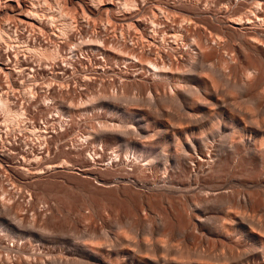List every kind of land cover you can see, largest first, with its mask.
Wrapping results in <instances>:
<instances>
[{
  "label": "bare ground",
  "instance_id": "bare-ground-1",
  "mask_svg": "<svg viewBox=\"0 0 264 264\" xmlns=\"http://www.w3.org/2000/svg\"><path fill=\"white\" fill-rule=\"evenodd\" d=\"M123 1L126 12L138 10L137 3L142 7L149 3ZM164 4L169 15L174 13L163 17L171 24V40L178 51L173 48L176 53H168L160 48L153 53L151 44L143 40L150 49L138 44L142 49L136 56L134 50L131 53L136 45L132 39V55L121 62L124 70L139 65L136 71L141 73L146 67L151 78L144 81L141 73L138 79L135 72L133 78L118 76L120 72L109 68L114 77L106 83L115 90L116 82L126 79L127 91L149 88L157 93L154 98L108 93L105 87L99 90L101 82L87 85L83 81L91 78L85 69L78 71L79 80L71 86V93L52 90L42 97L41 102L51 105L50 114L57 118L56 129L50 126L49 130L59 137L74 132L68 121L79 103L102 120L98 128L84 130L80 136L91 148L83 156L79 151L80 172H51V166L43 172L38 165L30 172L29 161L41 160L34 154L27 159L32 149L18 163L7 165L8 171H0L2 184L12 189H0V264H264V0H165ZM27 10L19 12L24 19L31 17L32 11ZM117 15H110L112 23L123 21L126 27L131 23V17ZM138 17L136 22L142 19ZM112 23L111 29L116 28ZM5 28L6 24L0 27L4 44L10 40L9 28ZM123 34L120 38H125ZM80 42L87 43L86 47L94 43ZM111 42L106 47L96 42L90 49H96L97 59L104 64H117L119 57H127L124 49L116 51ZM81 43L67 50L71 57L79 50L74 56L78 64L88 59L89 50L82 49ZM25 49L53 62L58 55V51L46 54V49L35 46ZM73 64L61 65L75 73L78 69ZM73 99L79 103L73 104ZM165 108L171 109V123L164 120L168 119ZM0 111L17 129L23 126V113L8 108L1 97ZM126 119L134 125L126 126ZM41 138L46 159L56 147L50 151L48 146L53 136ZM11 177L21 187L17 183L14 187ZM71 179L82 184L74 186ZM61 199L74 207L66 213L68 217L72 214V223L87 224L83 232L62 222L55 224L62 215L58 211ZM35 220L46 225L36 227ZM70 231L82 233L79 242L70 237ZM53 232L60 236L51 237ZM47 244L60 245L64 252L48 254L43 249Z\"/></svg>",
  "mask_w": 264,
  "mask_h": 264
},
{
  "label": "rangeland",
  "instance_id": "rangeland-1",
  "mask_svg": "<svg viewBox=\"0 0 264 264\" xmlns=\"http://www.w3.org/2000/svg\"><path fill=\"white\" fill-rule=\"evenodd\" d=\"M45 3H44V2ZM124 2L123 0H0V3H1V5H0V27H3V25L4 24H6V28L5 29H8L9 28V25H10V27L12 28V29H15L13 32H10L9 31V29H8V32H9V34H10V40H9V38L6 40L8 43H6V44H4L3 42H1L0 41V67H3V64L4 65H6V64H8L9 65V63H8V58H7V56H5V54H7L8 56H9V52H10V50H13L14 52H20V50H21V47L19 46V45H17V43H18V41H20V40H25L27 37H31V36H34L35 38L37 37L39 40H44L45 41V43H41V45L40 46H35V48L36 49H46L45 51H47L46 52V54H49L50 53V51H58V55H57V59H55L54 60V62L55 63H61V64H65L66 63V61H67V63L68 62H70L71 63V65H72V63H74L73 65H74V67H76L75 69H78V70H76V72H75V74L78 76V74H79V70H86L87 72H86V75L88 74V76L91 78L90 79V81L88 80H86V81H83V82H85L87 85H88V83H89V85H92V83L94 82V83H99V82H101V85H102V87H100L99 88V90H101L103 87H105V88H103L105 91H107L108 93H113L114 91L116 92H114V94L115 95H125V94H127L126 92H129L130 93V95L132 96L133 95V97H135V98H143V99H146V98H148V97H155L156 96V92L154 91V90H150L149 88H147V90H145V89H140V88H135V87H132L131 88V90H126L125 88H124V86H125V84H126V82H127V80L126 79H124V80H122V81H120V82H116V89L114 90H111V86H109V85H107L108 83H112L111 81H109L110 79H111V77L113 76L112 74L110 75V73H113L112 71H114L115 73L117 72V74H118V72H120V74H118V76L119 75H124V76H127V74H128V76L129 77H131V78H133V76H132V73H133V75H134V72L135 73H137V71H136V69H138L140 66L138 65V66H132V67H129L128 68V70H124L125 68L123 67L124 65H122L123 63H121V62H123L124 60H127V58L128 57H130L132 54L131 53H133L134 51V53H133V55H135V53H136V56L138 55V56H140V54H139V52H140V50L142 49V48H140L141 46H143V45H141L142 43H143V40H144V42L147 44V42H148V45L149 44H151L150 46H151V51L153 52V53H157L156 51L157 50H159L160 48H161V50H159V51H165V52H167L168 51V53H169V51L171 52V51H174V52H171V53H176L175 51L177 50L178 51V48H176V44L174 45L173 43H174V41L173 40H171V39H173L172 38V36L170 35V33H172L173 32V29H172V27H171V24L169 23V21H168V19L166 20L165 19V17L167 16H171V15H173L174 13H172V12H169L170 13V15L167 13L168 12V9H166L165 8V6H166V4H164V1L165 0H148L147 2H149V3H147L145 6H143L142 7V4L140 5L139 3H137V8L136 9H140L139 10V12H138V10H129L128 12H126L127 11V9L126 8H124L123 9V3L122 2ZM126 1H128V0H126ZM55 2V3H54ZM108 2H110V3H108ZM30 3H31V5L33 4L34 6H36L35 8H31L32 6L30 5ZM122 3V4H121ZM122 6H121V5ZM4 5H6V9L4 8ZM18 5V6H17ZM19 5H21V7H22V9H21V7H20V9H19ZM25 5V6H24ZM41 5V6H40ZM43 5L45 6V8L43 7ZM91 5V6H90ZM3 6V7H2ZM7 6H8V8H7ZM30 6V7H29ZM55 6L57 7V9L55 8ZM14 9H13V8ZM152 7V8H151ZM27 8H28V10H27ZM49 8V9H48ZM54 8V9H53ZM60 8H61V10H60ZM160 8V9H159ZM34 9V10H33ZM37 9V10H36ZM60 10V12H59V10ZM123 9V10H122ZM145 11H144V10ZM6 10V11H5ZM11 10V11H10ZM22 10H23V12H24V10H27V11H32L31 12V17L30 18H28V19H24V17L22 16V13H21V15H20V13L19 12H22ZM38 11V12H36V11ZM58 10V11H57ZM88 10H91V12L90 11H88ZM112 10H114V11H112ZM157 10H159V12L157 11ZM165 10V11H164ZM3 11V12H2ZM8 11V12H7ZM34 11V12H33ZM49 11V12H48ZM62 11H64V12H62ZM133 11V12H132ZM161 11H162V13H161ZM167 11V12H166ZM26 12V11H25ZM41 12V13H40ZM66 12V13H65ZM122 12V13H121ZM131 12V13H130ZM141 12V13H140ZM166 12V13H165ZM33 13H37L36 14V17H35V15H33ZM57 13H59V14H61L60 16H59V14H57ZM83 13V14H82ZM111 13V14H110ZM125 13V14H124ZM127 13V14H126ZM128 13H130V14H128ZM134 13V14H133ZM137 13H139V14H137ZM25 14V13H24ZM117 15V16H119L120 14V18L122 17V14L123 15H125V16H128V17H131V23H133V24H129V22L127 23V27H126V25H125V23L126 22H124L123 23V21H113L116 25H114V23H112L111 21V16L110 15ZM135 14H137V15H135ZM156 14V15H155ZM168 14V15H167ZM64 15V16H63ZM68 15H69V17H68ZM86 15V16H85ZM88 15V16H87ZM109 15V16H108ZM133 15H135L134 17H133ZM145 15V16H144ZM162 15V16H161ZM165 15V17H163ZM83 16H85V17H83ZM107 16H108V18L110 19V21H106L108 18H107ZM141 17L142 19H140L141 21L140 22H136L135 20V18L136 17ZM174 16V15H173ZM38 17V18H37ZM66 17H68V18H66ZM71 17L73 18V17H75V18H73V20L71 19ZM90 17V18H89ZM133 17V18H132ZM139 17H138V19H139ZM154 17V18H153ZM37 18V19H36ZM49 18V19H48ZM56 18V19H55ZM61 18V19H60ZM66 18V19H65ZM52 19V20H51ZM68 19V20H67ZM70 19V20H69ZM137 19V20H138ZM144 19V20H143ZM153 20V21H151V20ZM23 20V21H22ZM36 20V21H35ZM50 20V21H49ZM66 20V21H65ZM96 20V21H95ZM134 20V21H133ZM20 21V22H19ZM22 21V22H21ZM71 21V22H70ZM168 21V22H167ZM6 22V23H5ZM65 22V23H64ZM70 22V23H69ZM74 22V23H73ZM87 22V23H86ZM119 22V24L117 25V23ZM142 22H143V24H142ZM149 22H152V23H149ZM154 22V23H153ZM63 23V24H62ZM111 23L116 27V28H112L111 29ZM121 23H122V25H121ZM156 23V24H155ZM168 23V24H167ZM8 24V25H7ZM31 24V25H30ZM88 24V25H87ZM110 24V25H109ZM138 24H140V25H138ZM150 24H154L155 25V27H156V29H155V27H154V25H152V28H151V26H150ZM159 25V26H158ZM67 26V27H66ZM96 26V27H95ZM113 26V27H114ZM128 26H130V28L128 27ZM71 27V29H69ZM126 27V28H125ZM37 28V29H36ZM64 28H66V29H64ZM108 28V29H107ZM121 28V29H120ZM128 28V29H127ZM170 28V29H169ZM115 29V30H114ZM120 29V30H119ZM124 29V30H123ZM125 29H127L128 31L127 32H129V33H127V34H129V38H127V34H125L126 33V30ZM130 29V30H129ZM155 29V30H154ZM114 30V31H113ZM115 33V35H114V33ZM117 31V32H116ZM120 31V32H119ZM122 31V32H121ZM123 31H124V34H123ZM161 31V32H160ZM61 32V33H60ZM67 32V33H66ZM139 32V33H138ZM153 32H155V35H154V33ZM65 33V34H64ZM120 33V34H119ZM121 33L125 36V38H120V36H121ZM44 34V35H43ZM64 34V35H63ZM157 34V35H156ZM123 36V37H124ZM140 36V37H139ZM152 36V37H151ZM163 36V37H162ZM170 36V37H169ZM131 37V38H130ZM135 37H137V38H135ZM162 37V38H161ZM169 37V39H167ZM12 38V39H11ZM93 38V39H92ZM100 38V39H99ZM118 40H117V39ZM139 38H141V39H139ZM91 39V40H90ZM106 39V40H105ZM120 39V40H119ZM122 39V40H121ZM124 39V40H123ZM126 39H131L130 41H125ZM132 39H134L133 41L136 43V45H132L133 44V41H132ZM136 39H138V40H136ZM42 40V41H43ZM79 40V41H78ZM97 42V43H99V44H103V45H105V47L106 46H110V42H111V46H114L115 47V49L117 48V50L116 51H120V49H124V50H121V51H123L122 53L125 55V53H126V55H127V57L125 58H123L122 56L121 57H119L117 60H118V62H117V64L116 63H114V61H111V64H110V62H108V63H103L102 61H101V59H97L98 57H99V55H98V52H96L95 50L96 49H92V51L90 50L91 48H93L92 46L93 45H97V43L95 42V41ZM100 40V41H99ZM110 40V41H109ZM136 40V41H135ZM140 40V41H139ZM147 40V41H146ZM10 41V42H9ZM80 41H91V43L92 42H94V43H92V45L90 44L89 45V43H88V46L86 47V45H84V44H87V43H84L83 42V44L80 42ZM105 41H106V43H105ZM139 41V42H138ZM173 41V42H172ZM64 42V43H63ZM121 42H123V43H121ZM132 44H131V43ZM138 42V43H137ZM16 43V44H15ZM78 43H81L82 45L81 46H83V48L82 49H87V51L89 50L90 52H91V54H90V52L88 51H86V50H84L85 52H87L86 54H88V59H87V61L86 60H81L82 62H80L79 64L77 63V60H75L74 58V56H75V54L79 51H77V48H76V50L75 51H77V52H75L74 53V56H72L71 57V54H70V48L68 49V47H71V45H72V47H73V44H78ZM96 43V44H95ZM134 43V44H135ZM160 43H161V46H159L160 45ZM168 43V44H167ZM109 44V45H108ZM120 44V45H119ZM133 46V48H134V46H135V48L133 49L132 48V46ZM140 45V47H139V45ZM144 44V43H143ZM146 44H144V47L143 48H146V49H150V46L149 47H146L147 45ZM171 44V45H170ZM6 45H7V47H6ZM122 45V46H121ZM128 46V47H127ZM172 46V47H171ZM177 46H179V45H177ZM19 47V48H18ZM90 47V48H89ZM122 47V48H121ZM125 47V48H124ZM57 48V49H56ZM127 48V49H126ZM131 48H132V52L130 53V51H131ZM136 48H138L137 50H136ZM158 48V49H157ZM168 48H175V49H169L168 50ZM140 49V50H139ZM154 49V50H153ZM163 49H165V50H163ZM167 49V50H166ZM179 49H180V47H179ZM25 50H27V49H25ZM66 50V51H65ZM67 50H69V51H67ZM93 50L96 52H93ZM134 50V51H133ZM156 50V51H155ZM48 51H49V53H48ZM125 51V52H124ZM158 51V52H159ZM25 52V54H27V55H31V56H34L36 59L38 58V60H39V62H41V63H44V62H50V61H52L51 59L48 61V59L45 57V56H41L40 55V57H38L39 55L38 54H34L33 52L32 53H30L28 50L27 51H24ZM130 53V55L128 56V54ZM69 53V54H68ZM92 54H94V55H96V56H94V57H92L93 55ZM98 55V56H97ZM123 55V56H124ZM61 56V57H60ZM71 57L70 59L72 60H70L69 59V57ZM90 56V57H89ZM60 59H59V58ZM150 57H152L151 59H153L154 60V58H153V56H150ZM42 58V59H41ZM120 58H121V61H120ZM94 59H96V60H94ZM46 60V61H45ZM94 60V61H93ZM98 60H99V63H98ZM123 60V61H122ZM86 61V62H85ZM155 61L156 62H160V60L159 61H157V59H155ZM7 62V63H6ZM53 62V61H52ZM63 62V63H62ZM121 64H120V63ZM89 63V64H88ZM103 63V64H102ZM112 63L114 64V65H112ZM119 63V64H118ZM161 63V62H160ZM78 64V65H77ZM101 64V65H100ZM80 65V66H79ZM111 67H110V66ZM122 65V66H121ZM81 66H83L82 68H81ZM100 66V67H99ZM103 66V67H102ZM106 66V67H105ZM118 66V67H117ZM79 67V68H78ZM102 67V68H101ZM108 67V68H107ZM114 67V68H113ZM81 68V69H80ZM88 70H87V69ZM98 70H97V69ZM112 70H110V69ZM122 68V69H121ZM130 68L132 69V70H130ZM143 68H144V70H145V73H144V70H143ZM91 69V70H90ZM92 69H95V71H98L96 74H95V72H94V70L92 71ZM103 69V70H102ZM118 69V70H117ZM105 70V71H104ZM109 70V72H107ZM122 70H123V73H122ZM135 70V71H134ZM141 70H142V74L141 73H137V74H139V75H136L137 77H138V79L140 78V79H142L143 78V80L145 81L147 78H151V77H148L150 74H149V72H147L146 71V67H142L141 68ZM92 71V72H91ZM103 71H104V73H103ZM126 71H127V73H126ZM107 72V73H106ZM139 72V71H138ZM148 73V75H147V73ZM103 73V74H102ZM122 73V74H121ZM140 74H141V76H142V78L140 77ZM103 76V77H102ZM144 76H146V78L144 77ZM114 77V76H113ZM104 78V79H103ZM106 78V79H105ZM110 78V79H109ZM124 78V77H123ZM149 79H147V80H149ZM78 80H79V76H78ZM77 80V81H78ZM101 80V81H100ZM124 81V82H123ZM85 83H83V84H85ZM107 83V84H106ZM123 84V86H122V84ZM104 84V85H103ZM109 89H108V88ZM119 87H120V89H119ZM70 88H72L71 87V85H69L68 86V89L65 91V92H69V93H71L70 92ZM114 88H115V86H114ZM121 88H123V89H121ZM102 89V90H103ZM107 89V90H106ZM119 89V90H118ZM118 90V91H117ZM125 91V92H124ZM155 93H154V92ZM68 93V94H69ZM92 93V92H91ZM159 93V92H158ZM72 101H74V99L72 100ZM73 104H78V103H76L75 101L74 102H72ZM75 105V106H76ZM83 105V104H82ZM80 106V107H79ZM45 107V106H44ZM46 108V107H45ZM51 108H52V106H51ZM76 108H79L78 110L77 109H74V111H72L73 113H71L70 115H71V119L68 121V123H71L70 124V126H71V128H73V130L72 131H74V132H69L67 135H65V137L63 136V137H59V134H55V135H53V138L51 139V140H47L48 142L49 141H52V143L50 144V145H48L49 146V149H50V151H51V146H52V149L54 148V147H56V149H54L55 151H53V152H50V154H49V156L48 157H46V159L43 157V152H45V149L46 148H43L42 146H43V143L44 142H42V141H44L42 138L40 139V142H36V141H34V139H31L32 140V152H31V154H28V157H27V159L29 158V159H31L32 157H33V154L34 155H37V156H39L40 158H41V160L39 159V162L38 163H33V161H29V163L28 164H30V166L29 165H26V167H31V169L29 168V171L31 172L32 171V169H35L36 170V166H37V169L38 170H41V171H43V172H49V171H51V172H66V170H67V172H80L79 171V167H80V164L81 165H83V163H82V161H80L81 160V156H80V152L79 151H81V154H82V156L83 155H85V153H87V149L89 148V149H91L90 147H88L89 145H87V144H84V143H82L81 142V139H80V136H81V134H83L87 129H90V130H94L95 128H98V126H99V124L101 123V120L99 121V119L100 118H95V116H97V115H95L94 113H90V111H88L89 110V108H85L84 107V109H83V107L81 106V103H79V105H78V107L76 106ZM144 109H146L147 108V106L146 105H144V107H143ZM83 109V110H82ZM85 109L87 110V111H85ZM80 110V111H79ZM53 111V110H52ZM164 117L166 118L167 116H168V119L166 118V119H164V117H163V119L166 121V123H171L169 120H170V115L169 114H171V109L169 110V108H165L164 109ZM75 113V114H74ZM80 113V114H79ZM88 113V114H87ZM79 114V115H78ZM92 114V115H91ZM104 114V113H103ZM103 114H101V116H103ZM73 115V116H72ZM77 115V116H76ZM76 116V117H75ZM70 118V117H69ZM81 118V119H80ZM108 118V117H107ZM95 120V121H94ZM167 120L169 121V122H167ZM116 121V122H115ZM84 122V123H83ZM113 122L115 123V124H119V122L117 121V120H113ZM112 122V123H113ZM130 123H132L131 122V120H128L127 121V119H126V121L124 122V124H127L126 126H129L130 127V125H134V124H130ZM53 124V126H55L54 127V129H56V127H57V122H56V120H54V122L52 123ZM94 124V125H93ZM130 124V125H129ZM74 125V126H73ZM86 125V126H85ZM88 125V126H87ZM53 126H52V128H53ZM84 126H85V128H84ZM18 127V126H17ZM94 127V128H93ZM85 130V131H84ZM83 131V132H82ZM78 132V133H77ZM57 136V137H56ZM68 138V139H67ZM65 140V141H64ZM64 142V143H63ZM56 145H54V144ZM41 144V145H40ZM30 145H31V143H30ZM60 145V146H59ZM74 145V146H73ZM76 145V146H75ZM41 147V148H40ZM45 147V146H44ZM60 147V148H59ZM81 147H83V148H81ZM84 147H86V148H84ZM60 149V150H59ZM76 149V150H75ZM82 149V150H81ZM88 149V150H89ZM59 150V151H58ZM71 150V151H70ZM58 152V153H57ZM79 152V153H78ZM91 152V154H92V151H90ZM42 153V154H41ZM55 153H56V155H55ZM88 153H89V151H88ZM87 153V154H88ZM42 155V156H41ZM79 155V156H78ZM76 158V159H75ZM47 160V161H46ZM41 161V162H40ZM26 163H27V161H26ZM71 164V165H70ZM18 165L19 164H17V166L16 165H14V167H18ZM22 165V163L19 165V166H21ZM25 165V164H24ZM54 165L56 166V165H60L61 167H54ZM69 165V166H68ZM50 167V170L48 171L47 170V167ZM65 166V167H64ZM66 166H67V168H66ZM46 167V168H45ZM53 167V168H52ZM57 168V169H56ZM69 168V169H68ZM12 170H13V168H12ZM12 170L10 171V172H8L9 173V175L11 174V172H12ZM14 172H15V170H13ZM16 172H17V170H16ZM19 172H21V171H19ZM32 172H34V170L32 171ZM1 173H3V172H1ZM72 180V179H71ZM11 181H13V186L14 185H16V183H17V187H21V185L19 184V180H17L16 178L15 179H13L12 177H11ZM72 182L74 183V186H77V185H81L82 183L80 182V181H78V180H72ZM21 183V182H20ZM19 184V185H18ZM76 184V185H75ZM4 185V186H3ZM15 187V186H14ZM80 187V186H79ZM8 188H10V187H8V185L5 183V182H3V184H2V180L0 179V189H8ZM10 191H12V189L10 188ZM81 198L80 197H78V200H80ZM44 200V199H43ZM62 201V202H61ZM69 203H68V202ZM58 202H60L59 204H60V206L58 207V211L62 214H60L61 216L58 218V219H56L55 221V224H58V223H60V222H62L64 225H67V226H69L70 228H76L79 232H83V230H85V227L87 226V224H85V223H83V222H78V223H76L77 221H73V223H72V219H74V218H72V214H70L71 216L70 217H68V215L66 214V213H68V212H70L69 211V209L71 210V212H72V210H74V207L70 204V201L69 200H67L66 199V201H65V199H61V200H59ZM62 205V206H61ZM73 207V208H72ZM65 208V209H64ZM63 210V211H62ZM65 211V212H64ZM67 211V212H66ZM70 212V213H71ZM64 214H65V216H64ZM29 219H28V221L31 219V217H28ZM63 218H65V219H63ZM72 218V219H71ZM69 219H70V221H69ZM61 220V221H60ZM31 221V220H30ZM36 221V222H35ZM35 221H33V223L35 224V226L37 227V226H40V225H46L45 224V222H44V224L43 223H39V222H42V221H39V220H35ZM59 221V222H58ZM63 221H65V222H63ZM40 225H39V224ZM67 223V224H66ZM76 223V224H75ZM72 224V225H71ZM72 227H71V226ZM80 228V229H79ZM71 233H72V231H70ZM69 232V233H70ZM49 235V234H48ZM50 235H51V237H54L55 235V237H59L60 236V234H58L57 235V233L55 234L54 232L51 234L50 233ZM53 235V236H52ZM76 235V236H75ZM80 235H82V233L80 234H74V233H72L71 235H70V237L72 236V237H75L76 239L77 238H79L80 239ZM62 236H65V235H62ZM66 236H68L69 237V234L68 235H66ZM78 236V237H77ZM80 236V237H79ZM69 237V238H70ZM71 239V242L72 241H74V242H72V243H74L75 244V242H76V240L74 239H72V238H70ZM77 241H78V239H77ZM80 241V240H79ZM78 241V242H79ZM77 243V242H76ZM59 246V247H58ZM47 247V248H46ZM49 247V248H48ZM43 249H44V251L46 252V253H48V254H57L58 252V254L60 255L61 253H62V251L64 252V249H63V247L62 246H60V245H55V244H47L46 246L44 245V247H43ZM53 251H52V250ZM47 250H49V251H47ZM55 250V251H54ZM58 251V252H57ZM60 251H61V253H60ZM52 252V253H51Z\"/></svg>",
  "mask_w": 264,
  "mask_h": 264
},
{
  "label": "built area",
  "instance_id": "built-area-1",
  "mask_svg": "<svg viewBox=\"0 0 264 264\" xmlns=\"http://www.w3.org/2000/svg\"><path fill=\"white\" fill-rule=\"evenodd\" d=\"M14 30L9 26L10 32ZM42 40L31 36L18 41L20 52L10 50L9 56L5 54L9 65L0 67V97L6 100L8 108L23 113V126L17 129L0 111V171H8L5 170L7 165L18 163L29 153L31 139L37 142L41 136L47 139L55 134L49 129L57 118L50 114L51 105L41 102L42 97L49 96L52 90L64 93L78 80V76L61 63H41L25 54V47L40 46L45 43ZM43 127H47L48 132Z\"/></svg>",
  "mask_w": 264,
  "mask_h": 264
}]
</instances>
